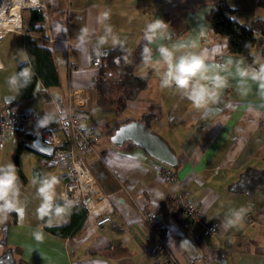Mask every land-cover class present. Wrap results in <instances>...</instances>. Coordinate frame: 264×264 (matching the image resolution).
Returning <instances> with one entry per match:
<instances>
[{
	"label": "crops",
	"instance_id": "1",
	"mask_svg": "<svg viewBox=\"0 0 264 264\" xmlns=\"http://www.w3.org/2000/svg\"><path fill=\"white\" fill-rule=\"evenodd\" d=\"M222 1L237 10L236 18L243 24H249L257 14L256 0H31L34 4L22 10L21 18V0L11 4L10 0H0V104L4 113L13 117L32 108L54 121L67 111L69 88L82 87L88 94L83 100L85 123L101 133L92 149L77 150L95 179L100 197L84 209L76 230L61 236L50 227L69 222L71 211L41 218L37 188L40 180L55 175L60 181L55 189L57 200L61 199L69 180L67 167L49 164L48 155L32 146L38 134L32 124L25 131L8 132L0 144V165H16L19 210L12 212L15 216L7 226L6 217L0 218V255L13 249L14 264H171L144 248L148 228L142 211L150 209L162 217V236L177 264H186L185 257L196 259V264H264V184L251 194L228 187L245 167L264 169V98L256 86L242 96L235 80H230L207 110H196L174 89H162L155 65L141 61L134 71L138 75L149 71L147 84L115 115L97 104L99 92L93 81L97 68L91 65V58L96 52L117 42L133 48L146 24L157 18L170 28L167 40L151 45L154 60L158 43L194 41L196 48L186 50L203 55L211 67L219 66V53L224 65L238 59L246 64L256 59L264 62L263 35L254 44L250 63L229 52L227 37L213 31L205 14ZM8 4L14 8L10 14ZM31 7L44 14L42 30L36 36L54 53L60 83L46 87L38 81L33 94L22 100L19 89L12 90L7 79L16 74L19 63L28 60L25 33ZM258 13L264 17V11ZM108 28L111 31H106ZM80 101L76 98L75 107L79 108ZM144 112L154 113L150 131L165 140L178 167L158 160L137 144L121 148L128 137L116 138V131L129 127ZM125 118L131 120L120 122L105 134L115 119ZM20 141L26 144L22 149ZM159 164L169 166L178 182L166 181L156 170ZM178 183L207 220L220 224L229 210L243 207L242 223L228 230L219 227L220 236L202 235L201 226L194 225L202 235L197 241L169 213L167 200ZM102 214H108L110 220L96 224ZM36 232L42 234V240L35 239Z\"/></svg>",
	"mask_w": 264,
	"mask_h": 264
},
{
	"label": "trees",
	"instance_id": "2",
	"mask_svg": "<svg viewBox=\"0 0 264 264\" xmlns=\"http://www.w3.org/2000/svg\"><path fill=\"white\" fill-rule=\"evenodd\" d=\"M257 14L252 18L249 24L241 23L237 18V10L222 1L211 7L205 14L211 28L216 34L227 37V49L229 52L236 53L245 57L247 62L253 60V47L259 35L264 36V17L259 15L258 11H264V0H256ZM30 16L26 26L25 49L28 60L18 64L16 73L22 68L29 67L33 73L31 82L27 87L20 88L22 100L29 98L38 81H42L46 87L56 86L60 83L59 71L54 53L51 49L43 46L36 36L37 32L42 30L41 21L44 19L42 10L38 7L29 8ZM143 35L138 39L133 48L126 46L122 42H117L113 46L100 51L101 64L97 68V104L102 110H111L118 115L126 107L127 101L134 99L136 95L145 88L150 72L138 75L134 69L138 63L143 61L141 53L144 45ZM154 117L152 112H144L137 119L147 130H150V121ZM130 118L123 120H114L105 134L112 132L115 126L120 122L129 121ZM136 145L132 140H126V144L121 148L127 150ZM22 141L19 143V149L25 147ZM178 160L172 165L178 167ZM264 184V169L253 166L245 167L240 171L237 179L229 183L231 190L246 192L251 194L260 185ZM63 203L62 199L57 200ZM168 209L170 215L177 221L184 231L191 234L197 241H200L201 234L197 231L194 224L183 217L180 211L171 205L168 199ZM71 219L67 223L53 225L50 228L61 236H67L79 226L81 217L84 214V208L81 204H72L70 209ZM15 214L6 216V226ZM54 215L49 213L43 216L45 219L52 218ZM13 249L8 248L0 255V264H14Z\"/></svg>",
	"mask_w": 264,
	"mask_h": 264
},
{
	"label": "clouds",
	"instance_id": "3",
	"mask_svg": "<svg viewBox=\"0 0 264 264\" xmlns=\"http://www.w3.org/2000/svg\"><path fill=\"white\" fill-rule=\"evenodd\" d=\"M105 19L108 13H104ZM169 25L162 19H155L146 24L143 32L142 59L146 64H154L159 75L162 89H174L185 98L194 109L207 110L213 104L220 90L230 85V80H235V87L242 96H247L254 84L257 93L264 98V62L259 59L252 64H246L243 59L231 60L229 65L211 67L206 58L194 50L196 43H158L155 49L157 58L153 59L151 45L157 41L169 38ZM86 31V30H85ZM111 31V28L106 29ZM115 40V37L113 38ZM104 38H101V43ZM32 71L29 67L22 68L18 73L8 77L7 83L12 90L27 87L31 82ZM59 178L50 175L39 181L37 196L41 201L38 214L42 218L51 213L60 216L67 213L73 202L63 196V203L57 202L56 186ZM19 177L14 163L0 165V218L19 210ZM243 207L229 210L219 227L228 230L240 225L244 219ZM35 239L40 241L43 236L40 232L34 233Z\"/></svg>",
	"mask_w": 264,
	"mask_h": 264
},
{
	"label": "built area",
	"instance_id": "4",
	"mask_svg": "<svg viewBox=\"0 0 264 264\" xmlns=\"http://www.w3.org/2000/svg\"><path fill=\"white\" fill-rule=\"evenodd\" d=\"M219 65H224L223 56L216 55ZM101 64L100 53L96 52L91 58V65L98 68ZM93 81L97 82L98 77L94 75ZM76 98H81L75 107ZM88 98L86 90L82 87L71 86L68 90V108L64 113H59L54 121L47 120L38 111L27 108L23 112L11 117L7 116L0 104V144H2L10 131H25L29 125L37 129L42 141L53 147V152L48 155V163L51 165H65L69 180L60 193V198L67 196L73 204H81L85 210L93 199L100 197L95 179L87 166L77 155V150L87 151L92 149L97 141L101 139V133L93 126L86 125L84 117L83 100ZM158 173L166 181L178 182L177 176L172 169L165 165L156 166ZM168 199L171 205L177 208L181 215L190 220L194 225L201 226L202 235L220 236L219 222L207 220L201 208L194 204L178 183V188L173 191ZM110 220L108 214H102L96 218V224H102ZM142 220L147 232L143 236V244L146 252L159 254L164 262L177 264L174 256L168 249L163 236L162 217L159 212L146 209L142 211ZM186 264H196V259L185 257Z\"/></svg>",
	"mask_w": 264,
	"mask_h": 264
},
{
	"label": "water",
	"instance_id": "5",
	"mask_svg": "<svg viewBox=\"0 0 264 264\" xmlns=\"http://www.w3.org/2000/svg\"><path fill=\"white\" fill-rule=\"evenodd\" d=\"M12 96L7 97L10 100ZM117 137H128L133 140L137 145L145 149L150 155L164 163L173 165L176 162V156L171 148L159 135L153 131L147 130L139 120H134L130 123L129 127H125L116 131ZM32 146L45 155H51L53 147L42 141L39 134L32 141Z\"/></svg>",
	"mask_w": 264,
	"mask_h": 264
},
{
	"label": "rangeland",
	"instance_id": "6",
	"mask_svg": "<svg viewBox=\"0 0 264 264\" xmlns=\"http://www.w3.org/2000/svg\"><path fill=\"white\" fill-rule=\"evenodd\" d=\"M16 1H20V0H10V4L11 3H14ZM21 7H20V14H21V18H24L23 16V11L24 9H26L27 7H30L32 6V4H34V2H31V0H21ZM14 10L13 7L9 6L8 4V7H7V12L10 14V12H12ZM23 10V11H22ZM95 199H93L92 201H94ZM91 203V202H90Z\"/></svg>",
	"mask_w": 264,
	"mask_h": 264
},
{
	"label": "bare ground",
	"instance_id": "7",
	"mask_svg": "<svg viewBox=\"0 0 264 264\" xmlns=\"http://www.w3.org/2000/svg\"><path fill=\"white\" fill-rule=\"evenodd\" d=\"M10 3V2H9ZM0 21H1V19H0Z\"/></svg>",
	"mask_w": 264,
	"mask_h": 264
},
{
	"label": "snow or ice",
	"instance_id": "8",
	"mask_svg": "<svg viewBox=\"0 0 264 264\" xmlns=\"http://www.w3.org/2000/svg\"><path fill=\"white\" fill-rule=\"evenodd\" d=\"M215 67V66H214Z\"/></svg>",
	"mask_w": 264,
	"mask_h": 264
}]
</instances>
